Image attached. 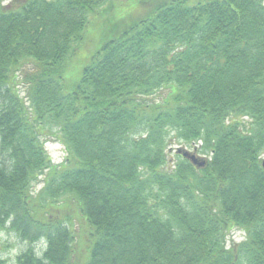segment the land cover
I'll return each instance as SVG.
<instances>
[{"label": "trees", "instance_id": "16d2710c", "mask_svg": "<svg viewBox=\"0 0 264 264\" xmlns=\"http://www.w3.org/2000/svg\"><path fill=\"white\" fill-rule=\"evenodd\" d=\"M162 2L69 87L114 1L0 0V229L27 244L15 264H80L74 215L85 264H264V0ZM170 136L205 167L171 165ZM232 229L243 240L226 246Z\"/></svg>", "mask_w": 264, "mask_h": 264}, {"label": "rangeland", "instance_id": "374dc122", "mask_svg": "<svg viewBox=\"0 0 264 264\" xmlns=\"http://www.w3.org/2000/svg\"><path fill=\"white\" fill-rule=\"evenodd\" d=\"M114 1L113 7L107 10V16L99 17L95 22H90L86 29L85 40L80 46V50L76 49L75 54L78 56H72L69 59L70 68L67 69L66 75V84L71 87L76 79L75 74L79 76L81 69L88 63L91 56L100 48L101 45L105 43L107 39L113 35L114 29L122 30L126 26L131 25L138 20L149 16L155 8L163 3L162 1L157 0H112ZM191 3H194L195 0H189ZM74 54V55H75ZM72 66V67H71ZM71 88H67L70 90ZM22 92V91H21ZM20 92V94H21ZM166 91H161L160 95L165 94ZM23 96V94H21ZM240 121L246 122V119L241 118ZM170 139L172 137L170 136ZM177 148L186 149L189 152H192L193 147L190 146H181L175 139H172L170 145L167 147V159L171 165L175 164L177 157L175 150ZM45 150L52 161L53 165H60L63 162L65 157V152L63 147L55 139H51L45 143ZM199 157L205 158L197 152ZM264 158V152L261 156V159ZM42 188V184L36 185V190ZM36 191V192H37ZM72 230L76 237L77 249L75 250L74 255L79 257V263L85 264L89 256V248L87 250L88 242L84 238L87 227L79 216L74 215L73 227ZM244 235L239 232L237 229L229 230L226 237V246H230L232 243H239L243 240ZM91 246V245H90ZM89 246V247H90ZM27 248V244L21 242L16 238V236L7 230L0 229V258L5 260L8 264H15L16 256L23 252ZM34 251L38 252L41 255L44 246L42 243H38L33 246ZM86 252V257H85ZM85 258V261H84ZM77 261V258H75Z\"/></svg>", "mask_w": 264, "mask_h": 264}, {"label": "water", "instance_id": "95a60500", "mask_svg": "<svg viewBox=\"0 0 264 264\" xmlns=\"http://www.w3.org/2000/svg\"><path fill=\"white\" fill-rule=\"evenodd\" d=\"M157 1H163V0H157ZM175 153L181 156L183 159L187 160L192 166H194L197 169L204 168L207 163L205 159H202L195 154V150L189 152L186 149L177 148ZM261 167L264 170V158L261 162Z\"/></svg>", "mask_w": 264, "mask_h": 264}]
</instances>
